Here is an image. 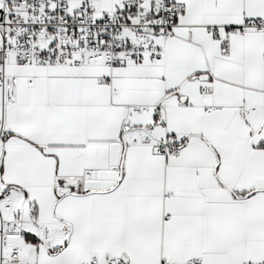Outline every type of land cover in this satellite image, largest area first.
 Listing matches in <instances>:
<instances>
[{
	"label": "snow or ice",
	"instance_id": "1",
	"mask_svg": "<svg viewBox=\"0 0 264 264\" xmlns=\"http://www.w3.org/2000/svg\"><path fill=\"white\" fill-rule=\"evenodd\" d=\"M0 264H264V0H0Z\"/></svg>",
	"mask_w": 264,
	"mask_h": 264
}]
</instances>
